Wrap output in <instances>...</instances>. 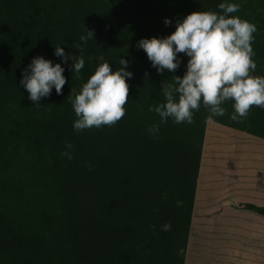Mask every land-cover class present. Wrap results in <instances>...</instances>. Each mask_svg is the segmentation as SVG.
<instances>
[{"label": "trees", "instance_id": "1", "mask_svg": "<svg viewBox=\"0 0 264 264\" xmlns=\"http://www.w3.org/2000/svg\"><path fill=\"white\" fill-rule=\"evenodd\" d=\"M220 2L0 0V264H184L209 112L201 105L191 124L160 123L149 107L163 102L161 82L182 77L188 57L178 54L180 66L158 74L136 44L174 31L164 18L219 11ZM230 2L240 5L232 15L256 25L253 75L264 76V0ZM83 27L94 36L81 53ZM58 45L84 56L81 78L70 60L62 64L61 94L53 89L36 106L19 84L21 71L37 55L60 63ZM101 55L114 69L128 61L125 115L74 132L70 91L79 92ZM232 103L214 124L264 140V108L232 121ZM253 210L264 216V207Z\"/></svg>", "mask_w": 264, "mask_h": 264}, {"label": "clouds", "instance_id": "2", "mask_svg": "<svg viewBox=\"0 0 264 264\" xmlns=\"http://www.w3.org/2000/svg\"><path fill=\"white\" fill-rule=\"evenodd\" d=\"M239 7L238 3L222 0L217 4L219 11H194L176 21L164 18L166 27L174 23V31L164 37L137 41L136 47L143 50L158 74L165 70L174 72L181 63L178 54L188 57L182 77L172 76L170 84L161 82L163 102L149 107L150 112L158 114L160 123L171 119L176 124H191L194 112L201 105L208 109V121L215 123V117L225 115L223 105L229 100L233 102L232 121L246 118L252 106L264 108V76L253 75L256 63L252 59L255 55L252 42L257 29L254 23L232 15ZM85 33L79 37L80 44L76 46L81 53V45H86L94 36L91 30L85 29ZM53 55L60 58V63L37 55L21 71L19 84L36 106L42 98L49 97L53 89L57 95L61 94L66 83L62 64L70 60L69 70L75 73L76 79L81 78L80 72L85 65L82 54L71 55L58 45L54 47ZM98 59V67L79 92L70 91V103L76 117L72 124L74 132L112 126L125 115L129 90L126 80L132 77L126 70L128 61L119 59L121 67L114 69L103 55ZM148 132L158 133L159 125H153ZM73 147L71 143L65 144L66 149ZM61 155L72 159L69 151ZM170 229V224L162 226L164 231Z\"/></svg>", "mask_w": 264, "mask_h": 264}, {"label": "crops", "instance_id": "3", "mask_svg": "<svg viewBox=\"0 0 264 264\" xmlns=\"http://www.w3.org/2000/svg\"><path fill=\"white\" fill-rule=\"evenodd\" d=\"M210 123L206 125L184 264H264V216L253 210V207H264V178L257 174L264 173V145L259 142L258 151L254 154L255 170L252 164L247 169L246 163L241 160H234V163L228 161L230 166L222 164V171L228 175L221 182L222 185L219 182L218 186L213 187L208 182L213 179L209 178L206 182L207 190L202 195L200 174ZM229 131L241 133L231 129ZM245 175L247 180L254 178L255 181L251 180V183L255 182L259 186L257 192H233L228 189L229 185L245 179ZM227 180H231L230 183L223 185ZM245 187L251 188L253 185Z\"/></svg>", "mask_w": 264, "mask_h": 264}, {"label": "rangeland", "instance_id": "4", "mask_svg": "<svg viewBox=\"0 0 264 264\" xmlns=\"http://www.w3.org/2000/svg\"><path fill=\"white\" fill-rule=\"evenodd\" d=\"M213 126L215 127L212 129ZM229 130V128L214 123H210L208 126L206 144L203 153L204 160L200 174V191L202 192V195L207 190L206 182L209 178L213 179L208 181L213 187L218 186L219 182L221 183L227 178L226 176L228 175L221 169L223 166L222 164L227 163L230 166V163H234V160H241L246 163L247 169L249 168V164H252L253 170H255L256 162L254 154L258 151L257 148L259 147V142L264 145V141H260L256 137L245 133H230L231 131ZM257 174L261 178H264V173L257 172ZM210 176H212V178ZM246 177L247 176L245 175V179H242L238 184L229 185L228 189L231 191L233 190V192H257L256 189H258L259 186L255 182L251 183V180H254V178L247 180ZM217 178L219 181H217ZM230 181L231 180L225 181L223 185L226 183L229 184ZM250 184H252L253 187H245V185L249 186ZM223 190H225V188H223Z\"/></svg>", "mask_w": 264, "mask_h": 264}]
</instances>
